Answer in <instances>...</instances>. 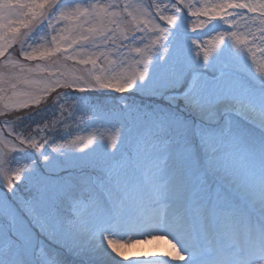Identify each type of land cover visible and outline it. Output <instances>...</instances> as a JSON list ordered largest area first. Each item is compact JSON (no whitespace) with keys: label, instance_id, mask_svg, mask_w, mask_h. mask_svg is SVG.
I'll return each instance as SVG.
<instances>
[{"label":"snow or ice","instance_id":"1","mask_svg":"<svg viewBox=\"0 0 264 264\" xmlns=\"http://www.w3.org/2000/svg\"><path fill=\"white\" fill-rule=\"evenodd\" d=\"M62 5L0 0V70L13 58L47 64L35 77L22 63L16 78L0 75V264H142L123 249L155 242L171 251L148 264H264V111L259 120L246 115L249 104L264 109V86L256 92L234 65L211 61L226 40L235 47L251 36L264 48V0L149 3L141 13L148 20L134 16L123 39L110 10L119 4ZM181 16L192 34L214 21L230 31L169 42ZM137 37L149 41L136 45L137 55L151 59L130 76L69 78L60 70L61 58L95 68L107 54L122 57ZM90 89L140 92L154 106L96 107L92 127L117 129V138L101 135L105 152L87 143V151H67L55 134L70 136V122L79 127L69 93ZM49 105L43 123L23 124ZM237 112L243 126L230 119Z\"/></svg>","mask_w":264,"mask_h":264},{"label":"rangeland","instance_id":"2","mask_svg":"<svg viewBox=\"0 0 264 264\" xmlns=\"http://www.w3.org/2000/svg\"><path fill=\"white\" fill-rule=\"evenodd\" d=\"M64 7L71 10L76 7L80 8H90L94 3L99 4L100 6H106L109 4H119V8L110 9L111 11H116L118 14V18L120 21L119 30L116 33L120 39H123L124 35H130V28L134 27L133 24V18L138 17L140 20H148V17L146 15H141L142 12L147 11L145 6L149 3H166L168 0H62ZM203 2V0H201ZM129 5L127 9H125L123 6ZM155 11V9H153ZM129 13H132V15H129ZM247 15H252L251 13H247ZM202 19H206V17H203ZM195 20L194 17H190V21ZM161 24L163 22H160ZM71 24L70 21H64L62 22V26H69ZM188 24L189 21L184 18L183 16L179 17L177 20V25L174 29L170 30L168 40L169 42H172L173 40H190L192 38H196L199 40H209L214 39L218 34L227 33L230 31V29L227 27V25L222 21H214L211 24H209L205 29L198 28L197 31H202L196 34H192L191 29L188 30ZM115 27V25H113ZM44 27H41L37 30V32L34 34L35 36H40L44 34ZM246 31L245 29L241 28L240 32ZM249 43L247 45L240 44L233 46L231 40H226L224 44L221 45L219 49H217L216 52L213 53V56L211 57V61L213 64H221L224 62H228L232 65H234L241 73H244L251 81L254 87V90L256 92H259L262 88V82L259 77L264 76V48L260 46L259 41L256 44H252L251 42V36L246 37ZM149 41L145 40L143 43H140L139 37H137V40L135 42H125L128 46H123V56L122 57H114L111 54H107L105 57H100L96 67L94 68L92 65H83V64H76L75 61H64L63 58L58 62L60 65V70H62L67 77L69 78H75L78 76H105V75H113V76H130L133 73L140 70V67L143 65L140 64L138 66V62L147 59H151V57L148 56V53L145 52L143 55L138 56L136 52V45L140 43V47L143 48L144 44H147ZM249 48L252 49V52H249ZM101 51H106L105 49H101ZM154 54V53H153ZM253 57H255V60L253 62ZM2 60V58H0ZM115 61V63H113ZM18 63H22L25 67V69H31L32 75L39 76L42 75L41 72L38 70L40 69H47V64L44 61H23L22 58H20L19 61H17L15 58L11 60L10 63H8L7 67L0 70V75L3 76L5 82H7L9 79H14L17 76L21 75L20 68L17 66ZM19 84V81H17ZM10 87V85H8ZM24 85L19 84V89L23 90ZM78 93V92H76ZM88 93H114L104 90H89L84 93H79L80 95H86ZM11 94V93H9ZM73 93H69V98L71 101L77 106V121L79 122V127H77L76 123L70 122V128L72 134L70 136H67L66 134L64 136H61L59 133L55 134L56 139H58V144L62 147H65V150L67 151H74L79 152L80 148H84L85 151L88 149L85 148V143L89 145V147H92V149L88 150L91 152H105L108 151L107 144L104 143H97L101 142V135L103 136L102 142H107L108 139L111 137L112 139L117 138V129L111 128V127H102L100 124H96L95 127H92L95 125V116L93 115V112L96 107L91 104L87 103H81V101H73ZM80 97H84V96ZM247 103V101H245ZM131 103L136 104H144L148 106H154V98L143 96L140 92H134L131 93ZM160 103V101L155 100V104ZM125 104V102H122L120 105L122 106ZM85 105H90V107H86ZM119 106V107H121ZM53 106L49 105L45 109L38 110L36 112H33V116L30 115L25 118L23 121V124H25V121L34 120V125L43 123L45 119L48 118V116L51 114V108ZM118 107V108H119ZM254 109V112L251 113V115L256 116V120L260 119V113L264 111V109H261L256 104H249V110ZM240 111H243V109H240ZM250 112V111H249ZM248 113V111H247ZM247 115V114H246ZM230 119L233 121H239V123L243 126L244 121L240 119L239 112L233 114H229ZM253 118L252 116H249ZM81 138L84 142L79 144V147L72 145L70 142L73 139ZM65 139V140H62ZM67 141V144H66ZM97 143V144H96Z\"/></svg>","mask_w":264,"mask_h":264},{"label":"trees","instance_id":"3","mask_svg":"<svg viewBox=\"0 0 264 264\" xmlns=\"http://www.w3.org/2000/svg\"><path fill=\"white\" fill-rule=\"evenodd\" d=\"M73 101H81V103H87L101 108H118L122 102L131 104V93L130 94H118V93H88L80 97L79 93L73 92ZM33 116V113L31 114ZM34 120L25 121L26 125L33 126Z\"/></svg>","mask_w":264,"mask_h":264},{"label":"bare ground","instance_id":"4","mask_svg":"<svg viewBox=\"0 0 264 264\" xmlns=\"http://www.w3.org/2000/svg\"><path fill=\"white\" fill-rule=\"evenodd\" d=\"M249 111L248 113H246L248 118L252 120H256V116L251 115V113L254 112V109L252 108ZM249 116H252L253 118ZM132 235H133L132 233L125 235V239L131 238ZM123 251H125L129 261L147 259L145 261H142V264H148V261H150L153 258H163L161 254L164 252L171 251V249L167 244L163 242H155V243L139 244L134 247H128L126 249H123ZM150 253H155V256L150 255Z\"/></svg>","mask_w":264,"mask_h":264}]
</instances>
